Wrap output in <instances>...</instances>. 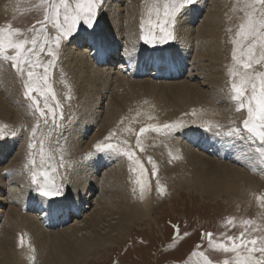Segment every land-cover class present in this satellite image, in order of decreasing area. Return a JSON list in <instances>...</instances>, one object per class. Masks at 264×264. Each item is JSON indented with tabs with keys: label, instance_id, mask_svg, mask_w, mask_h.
Here are the masks:
<instances>
[{
	"label": "rangeland",
	"instance_id": "rangeland-1",
	"mask_svg": "<svg viewBox=\"0 0 264 264\" xmlns=\"http://www.w3.org/2000/svg\"><path fill=\"white\" fill-rule=\"evenodd\" d=\"M244 2L245 0H201V1L196 0V2L188 8L189 10L187 9L188 11L186 10L184 12L178 25L176 26L175 40L169 41L168 43L163 45L156 44L155 46H153L152 44H146L142 40L139 39L137 40L138 42L137 44H139L141 50L144 49L143 50L144 53L151 52L155 55L158 54L159 56H162L159 62V64L161 63L160 64L161 67L159 68L161 69L162 74L159 77L151 76L153 70H150L149 68L147 69V71L142 70L144 72L142 74L140 72H136V74L134 75L127 76L129 80L128 81L124 73L122 74L121 78L117 77L119 76L116 74L118 68L114 67L108 71L109 76L107 75V77L106 76L102 77L100 76V73L98 75L95 73L97 78H100L102 80H104L103 78H108V79L105 82V86L102 87V89L100 88L98 91H95V93H93L92 95L93 97L88 94H83L80 96L79 93H77V95L71 93V95L73 94L72 97L74 99L72 98L70 102L65 101L64 98L62 97L63 91L65 94H68L69 88L71 86L70 82L72 81L71 74H69V72L66 71L68 69L67 66L64 65L66 64L64 60H66L65 57L69 53V47L71 46L72 43H74L75 38H78L80 40L79 46H81L82 48L83 45H86L85 38L87 37V35L89 33L96 32L101 29L100 26L101 24H103L102 21L105 18V16H102L103 14H105V9L103 7L104 0L97 12L96 19L93 22V27L91 29H88L86 25L78 26L77 31L74 32L67 41H64L62 43L61 55L59 57L60 62L58 63L56 68L52 70L50 79L53 86V90L57 96V99L60 100V102L64 105V115L69 119H66L65 121L67 127L64 129L63 134L60 135L59 133H54L50 139L46 140L45 147L46 150H50V155L54 157V160L52 161L54 166H58L61 157H63L65 165L70 164L71 167L68 166L58 167V174L56 175L55 183L58 186H60L62 195L60 197L55 198L56 201L60 203L66 200L70 192L77 190V188H74L75 186L71 187L72 184H70V186H68L67 184L69 178L72 177L71 168L75 163H76L75 165H79L82 163V162L79 163V161L84 160L85 155L83 152L84 150H86L84 148H87V144L92 143L96 136H99L103 140V138L107 136L110 131L116 130L119 139L120 140L127 139L129 141V144L132 146L133 150L136 151L138 156H140L141 163H143L145 166V171L143 173L140 172L139 168L137 172L133 173L129 170V162L126 157L102 153V159L105 160L108 159V162L105 164L106 167L101 166L103 167V169L100 167L98 168L99 171L95 173L94 178L96 179L95 183L97 188L102 187L104 183V176L107 173V169H110V167L111 168L117 167L115 169L112 168L111 170H117V173H119L118 180L119 178L120 180L119 181L117 180L118 183L117 181L112 183L108 182L107 190L115 189L117 191L119 190L120 193H122L121 191H124L123 193L125 194L124 195L125 197H132L133 199L132 198L129 199H132L131 201H133V204H136L137 205L136 207H138V209L136 210L137 213L134 216L135 217L137 216L139 219L141 218L142 220L133 221L128 232L123 236H121L119 239L115 240V242L112 243L113 245H110L107 248V250L104 249V251L103 250L92 251L91 254H89V256L86 258V260L85 261L81 260L79 264H203V259L200 256L192 255L194 251L196 252L203 251L211 260H213L214 264H223V261L229 258L228 255L209 248L207 236L201 239L202 233L206 234L208 232H212L214 234V239L222 238L221 234H225V233L230 236H238L239 233L245 231V229H247V231L252 235L264 234V206H262L256 199L257 196L264 197L263 175H257L255 173L256 177H258L257 179L258 181L256 184L252 183L251 181H248L247 179L240 180L239 178H238L239 180L238 179L233 180L231 178H227L225 180L224 179L217 180L214 177H210V174L208 176L202 174L203 177H201V175L198 172L200 171L199 169L200 167L197 165L196 166L192 165L191 162L193 161L191 160V158L189 157L190 160H187L184 158L183 155L184 152L186 151L188 152L191 150L192 152L191 151L190 152L192 154H197V155L200 154L203 155V157H207L209 159H214V160L219 159L224 162L225 161L228 162V164L234 165L233 163L228 161L232 159L231 157L220 158L218 155H215V151H212L214 150V148H209L207 146L206 149H197V148H199L198 146H203L202 143L200 144L199 138H206L207 142L212 144V146L213 144L218 145L219 143L222 142L227 143L226 137H217L212 133L205 131L204 126L211 124L215 128L216 125H221L226 130L229 126H231L230 122L236 121L237 123H239L246 115V113L243 112L240 113L236 112L235 105L227 101V86H226V81L229 79L227 74V67L232 63L231 50L233 45L230 43L229 38L230 36H234L237 26L243 20L244 13L242 9L244 8ZM36 3L37 0H0V26H5L8 23H11L13 27L21 28L24 30L32 27L35 21L42 18V11L35 7ZM157 5H162V0L136 1V6H135L136 10L134 13L135 15L134 19L135 17L137 19L139 18L138 21L140 22L136 24L139 25L136 32L138 34L137 35L138 37H140L141 35V29H140L141 21L143 20L145 24V31H147L149 28L148 20L156 19L155 11L154 10L150 11V9H153L154 6ZM214 9L219 10L221 16V22H220L221 24L217 29L218 31L215 30L218 38L216 45L218 54L213 58L214 60L209 59L208 61L206 57L204 58L200 55L204 53L205 51L204 49L206 48V46H204V43H202L203 42L202 38H201L202 42L200 40H198L197 42L198 48L196 47V45L193 46L197 38L200 37L199 33H197L198 35L194 33L193 37L196 39L192 40L193 42L190 43L191 47L188 46L189 49L186 50L185 56L181 60L179 59L177 61L178 59L177 55L183 49V44H181L182 40L181 37L179 36V32L182 31L184 28L183 23L186 18L185 14H187L189 11L190 12L194 10L196 11L197 17L195 21L191 22L190 25L188 24L187 26L188 29L192 31H197L201 27V23L202 21H204V17L207 14V12L209 13ZM228 29H231V32H229ZM34 34L35 33H28L29 37H31ZM121 36L122 34H120L118 40L119 42L121 41L122 45L121 46L119 45L120 48H118V50H116V52L114 53L119 54L121 51H127L128 53L132 52L133 54H137L139 52V47L137 48V46H135L134 48H132V46H125L124 39H122ZM135 48H137V50ZM132 53L130 54L133 55ZM116 54L114 56L115 58L117 57ZM166 56L172 57L170 58L169 61V63H171L170 65L171 67H169L170 70H168L169 68L167 69L163 67L166 62L165 60ZM42 58L44 61H46L49 57H47V55L45 54H42ZM184 58L185 60L187 59L186 62H184L185 61ZM205 59L207 61H204ZM173 60H176L174 64L172 63ZM115 62H116L115 59L111 58L110 63L113 66L116 65ZM1 65H4L5 66L4 69H7L6 71L10 72L11 76L13 77V81L10 84V86L13 87H11L10 90L8 89L6 93L9 92L8 93L9 95L11 93V90L13 91L15 89H16L15 91L17 92L22 91L21 81L17 78L16 73L11 69L10 62H5L0 64V66ZM62 66L64 69L61 68ZM68 67H74V65L71 64V66L68 65ZM199 67L200 70H204L203 72L204 75L203 76L201 75L200 77H198L199 75L197 76V72L200 71ZM62 70H64L65 72ZM85 70L86 69H84V71ZM0 73L2 74V80H3L4 73L1 71ZM210 73L211 75H209ZM87 74L89 75L91 74V72L89 73L86 72V75ZM175 74L176 76L174 77L173 75ZM63 76L66 78H64ZM188 76H191L195 81L197 80L198 83H202L203 82L202 80H207L208 83L211 80L213 81H211L212 82L211 84L209 85L205 84L203 86V90L205 92L202 90L203 93L202 92L196 93L197 87L195 88V86L194 87L192 86V88L196 90L195 92L192 93L193 96L189 98V100L184 99L182 97H179L180 98L179 99L178 96H176L175 93L173 92L175 88L178 87L179 85L180 87L186 85V83L189 81L187 80ZM216 79L219 81H215ZM81 82L78 81V84H80ZM127 82H129L131 84L129 85L132 87H130ZM193 82L194 81L190 82L191 85ZM218 82L219 84H217ZM1 83L3 84V82ZM162 83L165 85H163ZM166 83L167 85L169 84L168 87L166 86ZM153 85L155 86L154 88H151L152 89L151 90L150 86L153 87ZM129 88L131 91H133L132 93L134 94L130 92ZM160 88L161 89L163 88L164 91L163 90L160 91ZM167 89L169 90L168 92ZM170 89L173 91L170 92L171 91ZM128 90L129 93L126 92ZM159 91L160 92L163 91L164 93L163 92L160 93ZM113 93L115 94V96ZM147 93L149 95H147ZM153 94H155L154 95L155 97L153 96ZM213 94L216 97H214ZM8 95L6 94V96ZM131 95L132 97L129 98ZM163 95H165V97ZM116 96L117 99L122 98L121 99L122 102L120 100L117 101ZM147 96L150 97L148 98ZM198 97H200L201 99ZM88 98L91 99V103L90 102L88 103L87 100ZM147 98L149 99V101ZM4 99H2L3 107L8 112H10L11 115H9L8 117L0 115V127L3 128V134L5 137V138H0V155L1 153H3V156H0L1 158L0 169L1 167L2 170L4 168V170L0 172V174L2 172L4 173L1 174L3 178L0 180V183L2 182L0 184V195H2L3 198L7 196V193L10 192L12 193V190H18L20 192L21 189L22 194L24 193L31 194L32 192H36V190L31 186V180L28 171L23 166V164L27 163V160L29 159L28 158L29 149L26 145H28L27 139H29L28 137L31 129L29 130L26 129L27 127L30 126L32 127L31 124L32 122L30 123V121H33L35 123L36 121L33 119L31 113L26 107V102L24 98H21L20 101H13V103L9 101L10 105L9 102H6L7 98L5 100ZM164 99L168 103L164 102L165 101ZM97 100L99 104H96ZM81 103L82 104L88 103V104L87 106L86 105L83 106ZM117 103H119V106L117 105ZM185 106H189V107H185ZM83 107L85 108L84 109L85 112L82 111L79 113L78 111L82 110ZM111 107H114V109ZM71 112H74L75 115ZM87 113L88 114L90 113L91 116L93 117L92 122H89L88 119H86ZM193 113H195V115H193ZM84 115L86 116V118H83L85 119L84 122L85 123L89 122L90 126L86 131V133L84 134L83 138L78 139L79 143L77 142V144L70 145L69 147L71 148V150L74 151L73 154L75 155L79 154V156H81L82 158H79L80 160L77 161L74 160L75 161L74 163L70 161L67 162V160H65V155L62 153L63 151H60L68 148L67 144L66 146L64 145L66 143L64 138H66V136L76 131V129L75 130L70 129V126L74 125V122L79 121V117L80 116L83 117ZM149 116L153 117V119L149 120L148 119ZM3 119L5 120L6 124H4ZM173 122L174 123L177 122V124H181L183 125V127L177 128L175 130L176 132H173L168 137L165 135L163 136L157 134L155 132L144 133L141 135V142H142V147L144 148V152L141 153L139 149L135 148V143H136L135 134L139 132V129L141 127H145L149 123L162 124V123H173ZM21 126H23V128H21ZM103 127L105 128L103 129ZM127 128H131L132 132L127 133L126 131H124V129ZM101 131H104L103 136L98 135ZM12 132H16V135L15 136L10 135ZM42 132L43 134H41ZM47 133H48V128L43 126V123L41 122L39 130L37 131L36 134V136L38 135L36 137V139L38 138L37 141H39L42 135L46 137ZM59 139L61 143H59L58 141ZM166 139L168 141H166ZM209 139H211V141H209ZM171 140H173L174 142L177 141L173 143L174 146H177L178 149V153L175 156L173 155L174 154L173 151H171L174 149L171 147L172 144ZM111 142L116 143L117 140L113 139ZM194 144H197L198 146H195ZM19 148L23 149L25 152L23 153V150H20ZM16 149L19 150L16 151ZM92 150L94 151V147L92 148ZM35 151L37 153L36 160L37 163H39L38 144ZM75 151L78 153H76ZM169 151L173 154H171ZM168 152L171 155L168 154ZM15 153H16L15 156L17 155L18 157L24 156L21 162L22 163L21 166H23L24 168L20 166L21 168L20 170L18 166L16 167L17 169L15 167L13 169H11L10 167L6 169L5 166H7L12 160H14V156H12L13 158L12 159L11 155H14ZM105 155H109L108 158H106ZM231 155L237 156L238 153L236 154L232 153ZM148 156H151L153 161L157 164L158 171H157V175L154 177L151 175L152 169H151V165L147 161ZM237 166H240L242 168L243 165H237ZM11 170L14 171L11 172ZM10 174L13 175L12 178L13 181L11 180V182H9L10 178L12 177ZM9 175L10 177H7ZM138 177L142 181L144 179L143 182L145 184V191L143 194V198H141L140 185L135 183ZM157 179H159L160 185L164 188L163 194H160L157 191V184H156ZM119 182L120 185L118 186ZM133 188H135L136 191L135 193H133ZM30 190L32 191L30 192ZM101 190H105V188L102 187ZM119 192L118 194H120ZM96 193H97V189L93 190V192L90 193L87 201L85 202L87 206H91V208L95 207V206L93 207V204L91 203ZM22 200L24 202H27L29 199L28 197H26L25 199ZM46 200L48 199L46 198ZM111 201H112L111 204H113L114 201L112 199ZM2 204L4 205L0 207V211L7 212L8 207L11 206V204H9V200L3 202ZM100 204L102 206L108 205V203L107 202L104 203V201L100 202ZM141 206L144 207L142 208ZM81 211L83 212V210ZM85 211L89 212L91 211V209L88 210L85 209ZM29 212L35 219H38V217H41L42 215V213H40V211L36 210L35 208L34 210ZM69 215L70 216L66 220L65 222L66 224H64L65 225L64 227L69 226L70 224H74L73 219L75 217L73 216L72 213H70ZM229 217L234 219V224L231 226L226 224V220ZM245 219L252 220L253 223L250 225H243L241 221ZM0 220H1V215H0ZM1 226H3V224L0 221V227ZM173 226H177L179 229V235H176L175 237H174L175 229ZM254 228H259L260 231L253 233L252 229ZM184 233H188V235L185 236ZM26 237L27 239H29V242L31 243H28V245L24 243V245L21 246L20 248L18 249L15 248L12 251L15 257L10 256L6 260L3 259L1 263L35 264L36 257L34 256V253L30 252L29 250V248L33 247L32 245L33 238L30 236V234H27ZM197 245H200V247L197 248L196 247ZM24 249L26 251L23 253L22 250ZM38 250L39 249H36V252ZM19 252H21L25 256V258H20L18 254Z\"/></svg>",
	"mask_w": 264,
	"mask_h": 264
},
{
	"label": "bare ground",
	"instance_id": "bare-ground-1",
	"mask_svg": "<svg viewBox=\"0 0 264 264\" xmlns=\"http://www.w3.org/2000/svg\"><path fill=\"white\" fill-rule=\"evenodd\" d=\"M136 1L137 0H104V6L103 7L105 9V14H103V15L100 14V15L105 16V18L102 21L103 24H101V26H100L101 29L96 31V32L89 33L87 35V37L85 38V44L86 45H83L82 48H81V46H79L80 40L78 38L74 39V43H72L71 46L69 47V53L65 57L66 60H64L66 62V64H64V65H66L67 69H68L66 71H68L69 74H71V76H72V81L70 82L71 86L69 84L71 93L76 94V95H77V93H79L80 96L83 94H88V95L92 96L93 93H95V91H98L100 88L102 89V87L105 86V82L108 79V78H103L104 80H102L100 78H97L96 74L98 75L100 73V76H102V77L106 76L107 77V75L109 74L108 71L114 67L118 68L117 69L118 71L116 74L119 75L117 77H120V78H121L123 73L127 77L130 75L136 74V72H140L142 74V73H144L143 72L144 70L147 71V69H149V68H150V70H153L151 73V76L159 77L162 74V71L159 68V67H161V65H160L161 63L159 64V62H160L162 56H159L158 54L155 55L151 52L144 53L143 52L144 49L141 50L139 44H137L138 43L137 40L139 39V37L137 36L138 34L136 32H137L139 25H136V24L140 23V22L138 21L139 18L137 19L135 17V19H134V16H135L134 13L136 10V7H135ZM185 15H186V18H185V21L183 23L184 28L182 31L179 32V36L181 37V40H182L181 44H183V49L177 55L178 56L177 61L179 59L181 60L185 56L186 50L189 49L188 46H190V43L193 42L192 40L196 39L193 37L194 33H196V34L199 33L200 37L197 38V40L195 41L193 46L196 45V47L198 48V46H197L198 40L201 41L203 39V42L202 41L201 42L204 43V46H206V48L205 47H204L205 49L203 48L205 51L203 54H200V55L204 58L206 57V59H208V61H209V59H213L218 54V51L216 49L218 38H217L215 30H217L219 25L221 24L220 23L221 22V16H220L219 10L214 9L209 13L207 12V14L204 17V21H202V23H201V27L198 29L199 31L198 30L192 31V30L188 29V26H187L188 24L190 25L191 22L195 21V19L197 17L196 11L195 10L191 11V12L189 11ZM199 24H200V22H199ZM120 34H122L121 37H122V39H124L125 46H132V48H134L135 46H137V48L139 47V52L137 54H133L132 52H130L133 54V55H131L130 59L128 58L130 53H128L127 51H121L120 50L121 52L119 54L114 53L122 45L121 41L119 42V40H118V38L120 37ZM220 34H221V32H220ZM211 39H213V40H211ZM137 48H135V49L137 50ZM223 49H224V47H223ZM115 54L117 56L116 58L114 57ZM219 54H220V52H219ZM111 58L115 59V61H116L115 66H113L110 63ZM170 58H172V57L166 56V58H165L166 62L163 66L164 68L168 69L169 67H171L170 66L171 63H169ZM206 59L204 61H207ZM184 60H185V58H184ZM186 61H187V59L184 62H186ZM175 62H176V60H173L172 63L174 64ZM67 64L70 66L72 64V65H74V67H68ZM4 68H5L4 65L0 66V71L4 73L3 80H2V74L0 73V83L3 82V84L1 83L2 85L0 84V99H1L0 100V115L8 117L11 114H10V112H8L3 107L2 99L7 98L6 102L10 101L13 103V101H20V99L23 98V96H22V91H19V92L15 91L16 90L15 86H14L15 90H13V91L11 90V93L9 95H8L9 92L6 93V91L8 89L10 90L11 87H13V86H10V84L13 81V77L11 76V73L6 71L7 69H4ZM61 68H63V66ZM84 69H86V70L84 71ZM168 70H170V68ZM199 70H200V67H199ZM207 70H208V68H207ZM62 71H64V70H62ZM68 72H67V74H68ZM86 72L87 73L91 72V74L86 75ZM188 72H189V70H188ZM203 72H204V70L198 71L197 76L198 75H199L198 77H200L201 75L203 76L204 75ZM81 74H83V75H81ZM209 75H211V73ZM173 76L175 77L176 74ZM64 78H66V77H64ZM218 79H220V78H218ZM57 80H58V78H57ZM110 80H112V79H110ZM127 80H128V77H127ZM187 80H189V81L186 83V85H183L182 87H180V85L178 84L179 86L175 88L173 93H175V95L178 96V98L182 97L184 99L189 100V98H191L193 96L192 93L196 91V90H194V88H192V86L193 87L195 86V88L197 87L196 93L197 92L200 93V92H202L203 86L205 84L209 85L212 83L211 81H213V80H211L208 83L207 80H202L203 81L202 83H198V81L193 80V78L191 76H188ZM78 81H80V82L82 81L83 83L81 82L80 84H78ZM191 81H194L192 83V85L190 83ZM215 81H219V80L216 79ZM59 82H61V81H59ZM130 82H131V80H130ZM127 83H128V85L130 84L129 82H127ZM106 84H108V83H106ZM215 84H214V86H215ZM217 84H219V82ZM122 85H124V84H122ZM163 85H165V84H163ZM168 85L166 83L167 87H168ZM154 86L155 85H153V87L150 86V89L154 88ZM130 87H132V86H130ZM129 90H130V88H129ZM129 90L126 92L129 93ZM145 90H143V91H145ZM161 90H163V88L162 89L160 88V91ZM168 91L169 90L167 89V92ZM172 91L173 90H171L170 92H172ZM130 92L132 93L133 91L130 90ZM154 92H155V90H154ZM162 92H160V93H162ZM165 92H166V90H165ZM63 93H64V91H63ZM63 93H62V97L64 98L65 95H67V94H65V93L63 94ZM122 93H124V92H122ZM173 93H171V94H173ZM6 94L8 96H6ZM132 94H134V93H132ZM157 94H159V93H157ZM88 95H86V96H88ZM147 95H149V94L147 93ZM150 95H152V94H150ZM154 95L155 94H153V96ZM98 96H99V94H98ZM114 96H115V94H114ZM117 96H119V95H117ZM117 96H116V99H117ZM163 96L165 97V95H163ZM213 96H214V94H213ZM19 97H21V98H19ZM131 97H132V95L129 98H131ZM200 97H198V98H200ZM214 97H216V96H214ZM121 99L119 98V99H117V101L118 100L121 101ZM179 99H178V101H179ZM87 100H88V103L89 102L91 103L90 98H88ZM196 100H197V98H196ZM148 101H149V99H148ZM10 102H9V105H10ZM164 102H167V101L165 100ZM119 103H117L118 106H119ZM187 103H188V101H187ZM87 104H82V105L87 106ZM96 104H99L98 100L96 101ZM96 104H94V105H96ZM124 104H126V103H124ZM124 104H122V105H124ZM113 105H115V104H113ZM114 107H111V108L114 109ZM185 107H189V106H185ZM84 109L85 108L83 107L82 110H80L78 112L80 113V112L84 111ZM113 109H111V110H113ZM71 113L74 114V112H71ZM112 114H114V113H112ZM84 116L83 117L80 116L79 121L74 122V125L70 126V129H74V130L76 129L75 132L69 134L68 136H66V138L62 137V138H64V140L66 142L64 145L66 146V144H67L68 148L60 150V151H63L62 153L65 155V160H67V162L70 161V162L74 163L75 162L74 160L77 161V160H80L79 158H82L81 156H79V154H76V155L73 154L74 151L71 150V148H69V147H70V145L77 144L78 139L83 138L84 134L86 133V131L88 130V128L90 126L89 122L93 121V117L91 116L90 113L89 114L87 113V115H86L87 118H86V116L85 117ZM83 118L88 119L89 122L85 123L84 122L85 119H83ZM5 120H6V118H5ZM5 120H4V124H6ZM30 123L32 125L35 124V122H33V121H30ZM105 126H107V125H105ZM104 128L105 127H103V129ZM29 129H31V126L27 127L26 130H29ZM174 132H176V131H174ZM103 133H104V131H101L98 135L103 136ZM26 134H28V133H26ZM41 134H43V132ZM44 134H45V132H44ZM39 138H40V136H39ZM95 138H94L92 143L87 144V148H84V149H86L83 152L85 155L84 160L79 161V163L80 162H82V163L79 165H75L76 164L75 163V164H73V167L71 168L72 177L69 178V180L67 181V184H68V186H70V184H72L71 187L75 186L74 188H77V190L70 192L68 194V197L66 198V200L59 203L60 206L58 208L54 209L50 205V202L48 200H46V198L41 197L37 191L32 192L31 194H26V193L22 194L21 189H20V192L18 190H12V193L11 192L7 193V190H6L7 196H5L3 198L2 195H0V207L3 206L4 204H2V203L7 201V200H9V204H11V206L8 207L7 212H5V211L1 212L0 211V215H1L0 221L3 224V226L0 227L1 228L0 229V233H1L0 234V258H1L0 264H3V263H1L3 261V259L6 260L10 256L15 257V255L12 253V251L15 248H17V249L20 248L21 246L24 245V243L27 245H28V243H31V242H29V239H27V237H26L27 234H30V236L33 238V240H32L33 247L29 248V250H30V252L34 253V256L36 257L35 264H37V263H40V264H79V262L81 260L85 261L86 258L89 256V254H91L92 251H101V250L104 251V249L107 250V248L110 245H113L112 243H114L115 240L119 239L121 236H123L124 234H126L128 232L133 221L142 220L141 218L139 219L137 216L136 217L134 216L137 213L136 210L138 209V207H136L137 205L133 204V201H131L133 199L132 197H125L124 196L125 194L123 193L124 191H121L122 193H120L119 190L117 191L115 189L114 190H107L108 182L112 183V182H115L118 180V174L119 173H117V170H111L113 167L112 168L110 167V169H107V173L104 176V183H103L102 187L105 188V190H101L102 187L101 188L98 187L99 189L97 188L96 183H95L96 179L94 178L95 173L97 171H99L98 168H100L101 166L106 167L105 164L108 162V159L107 160L102 159V153L97 154V153H95V150L94 151L92 150L93 145L98 140H102V138H100L99 136H96ZM164 138H166V137H164ZM175 139H177V138H175ZM27 140H29V139H27ZM53 140H55V139H53ZM58 141H59V143H61L60 139ZM166 141H168V140L166 139ZM199 141H200V144L202 143L203 146H198L197 144H194L195 146L199 147L197 149H206V146L209 148H214V150H212V151H215V155H218L220 158L231 157L232 159L228 160V161H230L231 163L234 164V165L228 164V162H226V161L224 162V161L219 160V159H216V160L209 159L207 157H203V155H200V154L199 155L192 154L191 150H190L191 152L190 151L184 152L183 155H184L185 159L190 160L189 159V157H190L191 160L193 161V162H191V164L194 166L197 165L200 167L199 168L200 171H198V172L201 175V177H203L202 174L207 175V176L210 174V177H214L217 180H219V179L225 180L227 178H231L234 180V179L239 178L240 180L241 179L242 180L247 179L248 181H251L252 183L256 184L258 181L257 180L258 177H256L255 173L257 175H263L264 176V166L257 164L256 165L257 170L253 171L249 167L248 161L239 162L237 159L238 155L237 156L231 155L232 153L236 154V153L243 151L241 145H239V144L229 145L226 142L225 143L222 142V143H219L218 145L213 144V146H212V144L207 142L206 138H199ZM209 141H211V139H209ZM21 142H22V140H21ZM54 142H57V141H54ZM171 142H172L171 147L174 148L171 151H173L174 154L171 153L170 151L169 152L175 156L178 153V149H177V146H174L173 143H175L177 141L174 142L173 140H171ZM27 144H28V142H27ZM19 149L23 150L21 148H19ZM18 150L16 149V151H18ZM24 152L25 151L23 150V153ZM90 152L93 153V155L91 157L88 156V153H90ZM169 152H168V154H170ZM20 153H22V152H20ZM76 153H78V152H76ZM80 154H82V153H80ZM15 155H16V153L14 155H11V158H12V156H14V160H12L13 162L11 161L7 166H5L6 169H8L9 167L11 169H13L14 167L16 168L18 166L20 168V166L22 165L21 162H22L24 156L18 157V155L17 156H15ZM23 155H26V154H23ZM109 155H105L106 158H108ZM0 156H3V153H1ZM74 156H76V157H74ZM26 157H28V156H26ZM24 165L25 164H23V166ZM237 165H243V166L241 168L240 166H237ZM23 166H21V167L24 168ZM103 167H101V168L103 169ZM115 168H117V167H115ZM115 168H113V169H115ZM197 169H196V171H197ZM3 170H4V168H3ZM3 170L1 167L0 172ZM20 170H21V168H20ZM12 171H14V170H11V172ZM1 174H0V180L3 178L1 176ZM66 174H67V172H66ZM10 175L7 177H10ZM11 176L12 177L10 178L9 182H11V180L13 178V175H11ZM5 177H6V175H5ZM15 177H16V175H15ZM119 177H121V176H119ZM119 180H120V178H119ZM122 180H124V179H122ZM118 181H117V183H118ZM143 181H144V179H143ZM17 182H18V180H17ZM120 182H119L118 186L120 185ZM16 184H14V185H16ZM6 187H8V186H6ZM78 187H80V188H78ZM127 187H125V188H127ZM95 189H97V193L93 197V200L91 203V204H93V207L94 206L95 207L91 208V206H87L85 202L87 201L90 193L93 192V190H95ZM31 191L32 190H30V192ZM22 192H24V191H22ZM118 192L122 195L118 194ZM26 197H28L29 200L27 202H24L22 199H25ZM129 198H132V199H129ZM111 199L114 201L113 204H111V202H112ZM102 201H104V203L107 202L108 205L102 206L101 205L102 203L100 204V202H102ZM134 202H135V200H134ZM34 208L36 210H39L40 213H42L41 217H38V219H35L29 212V211L34 210ZM85 209H87V210L91 209V211L87 212V211H85ZM81 210H83V212ZM143 211H144V209H143ZM70 213H72L73 216L75 217L73 219L74 224H70L69 226L64 227L65 226L64 224H66L65 222L69 218ZM142 215H144V214H142ZM21 240H23V243H21ZM34 248H35V250H34ZM36 249H39V250L36 252ZM25 251H26L25 249L22 250L23 253ZM18 254H19L20 258H25V256L21 252H19ZM38 255H41V256H38ZM7 261H9V260H7ZM18 264H20V263H18Z\"/></svg>",
	"mask_w": 264,
	"mask_h": 264
},
{
	"label": "snow or ice",
	"instance_id": "snow-or-ice-1",
	"mask_svg": "<svg viewBox=\"0 0 264 264\" xmlns=\"http://www.w3.org/2000/svg\"><path fill=\"white\" fill-rule=\"evenodd\" d=\"M195 2L196 0H162V5L150 9L155 11L156 19L148 20L147 31L143 20L141 21L139 39L153 46L175 40L176 26L184 12ZM102 3L103 0H37L35 7L42 11V18L35 21L32 27L24 30L13 27L11 23L0 26V64L10 62L11 69L21 81L26 107L36 121L29 133L27 145L29 159L24 167L30 176L31 186L41 197L47 198L54 209L60 206L55 198L62 195L55 178L58 167L66 165L61 157L59 165L54 166L52 163L54 157L50 155V150H46L45 144L54 133L63 134L67 127L65 121L69 118L64 115V105L57 99L50 78L52 70L59 63L62 43L77 31L78 26L86 25L91 29ZM242 11L243 20L237 26L234 36L229 38L233 47L232 63L227 67L229 79L226 81V86L227 101L235 105L236 112H243L246 115L239 123L230 122L231 126L226 130L221 125H216L214 128L211 124L204 126V129L217 137H226L229 145H241L243 151L238 153V161H248L249 167L255 171L257 164L264 166V0H245ZM228 31L231 32V29ZM28 33L35 34L29 37ZM42 54L49 58L44 61ZM128 58H131V54ZM72 98L69 88L64 99L70 102ZM148 119L152 120L153 117L149 116ZM41 122L48 128V133L37 142L36 134ZM179 127L183 125L174 122L149 123L135 134V148L141 153L144 152L141 142V135L144 133L155 132L170 136ZM124 131L131 133L132 129L127 128ZM10 135L15 136L16 132ZM0 138H5L2 127H0ZM113 139L117 142H111ZM37 144L39 163L35 151ZM93 147L97 154L126 157L129 170L133 173L137 172L138 168L141 173L145 171L140 156L127 139H119L116 130L110 131ZM92 155L93 153H88L89 157ZM147 161L151 165V175L156 176L157 164L151 156L147 157ZM135 183L140 185L141 198H143L144 182L138 177ZM156 184L157 191L163 194L164 188L160 185L159 179L156 180ZM256 199L264 206V197L257 196ZM241 223L250 225L253 221L245 219ZM226 224L233 225L234 219L227 218ZM173 227L175 237L179 235V229L177 226ZM258 231L259 228L252 229L253 233ZM184 235L187 236L188 233ZM205 236L209 248L228 255L229 258L225 259L223 264H264V234L252 235L245 229L238 236L225 233L221 234L222 238L214 239V234L208 232L202 233L201 239ZM196 247L199 248L200 245ZM192 255L200 256L203 264H214L203 251H194Z\"/></svg>",
	"mask_w": 264,
	"mask_h": 264
}]
</instances>
